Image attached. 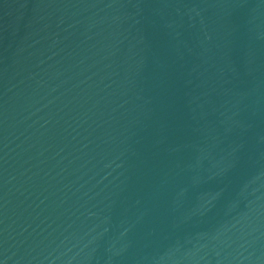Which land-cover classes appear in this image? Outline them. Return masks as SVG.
<instances>
[{"label":"water","instance_id":"95a60500","mask_svg":"<svg viewBox=\"0 0 264 264\" xmlns=\"http://www.w3.org/2000/svg\"><path fill=\"white\" fill-rule=\"evenodd\" d=\"M0 264H264V0H0Z\"/></svg>","mask_w":264,"mask_h":264}]
</instances>
